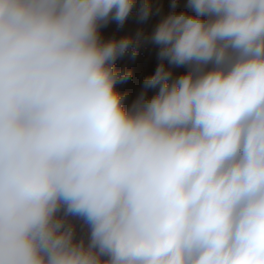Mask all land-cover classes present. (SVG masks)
I'll list each match as a JSON object with an SVG mask.
<instances>
[{
	"label": "clouds",
	"instance_id": "1",
	"mask_svg": "<svg viewBox=\"0 0 264 264\" xmlns=\"http://www.w3.org/2000/svg\"><path fill=\"white\" fill-rule=\"evenodd\" d=\"M134 6L0 0V264H264V0H173L126 107Z\"/></svg>",
	"mask_w": 264,
	"mask_h": 264
},
{
	"label": "rangeland",
	"instance_id": "2",
	"mask_svg": "<svg viewBox=\"0 0 264 264\" xmlns=\"http://www.w3.org/2000/svg\"><path fill=\"white\" fill-rule=\"evenodd\" d=\"M141 3L135 0V6L129 17L121 26L115 20L110 21L106 26L101 28V38L109 40L112 38L120 39L130 36L133 39V45L128 51L116 60L115 67L119 71L131 72V78L123 83H118L116 89L130 101H125V106H131L144 92L143 83L145 79L154 74L160 60L158 57L159 46L155 45L148 39L158 23V12L154 11L146 20H140L139 10ZM136 19V20H135ZM137 22L138 26L134 23ZM147 25V28L145 27ZM140 25V26H139ZM145 27V28H144ZM141 36L138 41V48L135 57L131 55L133 48L137 47V34ZM187 71L186 66L173 67V77ZM157 89H148L147 96L151 97ZM77 237L86 236L87 226L80 220H75Z\"/></svg>",
	"mask_w": 264,
	"mask_h": 264
},
{
	"label": "bare ground",
	"instance_id": "3",
	"mask_svg": "<svg viewBox=\"0 0 264 264\" xmlns=\"http://www.w3.org/2000/svg\"><path fill=\"white\" fill-rule=\"evenodd\" d=\"M138 2L143 4L145 0H138ZM147 2L151 5L152 12L154 11L158 12V23L163 17H165L167 14L173 11V8H172L173 0H147ZM186 9H187V0H176L175 11H181V10H186ZM187 10L191 11V9H187ZM135 24L138 26L137 22ZM145 27L147 28L146 24H145ZM130 100H131L130 97H127L125 99L126 102H129Z\"/></svg>",
	"mask_w": 264,
	"mask_h": 264
}]
</instances>
